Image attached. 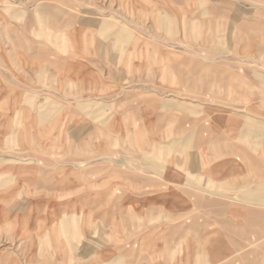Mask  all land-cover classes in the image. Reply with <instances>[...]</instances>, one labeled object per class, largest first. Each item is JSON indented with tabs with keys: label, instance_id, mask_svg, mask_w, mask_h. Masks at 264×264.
<instances>
[{
	"label": "rangeland",
	"instance_id": "obj_1",
	"mask_svg": "<svg viewBox=\"0 0 264 264\" xmlns=\"http://www.w3.org/2000/svg\"><path fill=\"white\" fill-rule=\"evenodd\" d=\"M241 124L254 167L264 0H0V264H203L207 167L239 172Z\"/></svg>",
	"mask_w": 264,
	"mask_h": 264
},
{
	"label": "crops",
	"instance_id": "obj_2",
	"mask_svg": "<svg viewBox=\"0 0 264 264\" xmlns=\"http://www.w3.org/2000/svg\"><path fill=\"white\" fill-rule=\"evenodd\" d=\"M234 117L235 118L232 121H240L241 123L244 121V117L242 115H234ZM243 126L244 125L241 124L239 128H236L237 131L234 132L239 134L237 151L240 155V161L237 167L239 172L235 174L234 170L236 168L229 167V164L226 163V161H210L207 167L206 179L209 178L208 180H210V183L212 184H219L223 182V186H219L217 188H219L218 190H222L221 193L228 190L229 194L227 195L226 192L225 194L220 195L221 193L218 190L217 191L220 194L211 193L209 192L210 190H207V193H205L201 200H199L201 206L207 207L206 216L208 218V223H211L218 228V230L206 232L207 236L205 235L202 238L203 240L206 239V242L202 248L206 256L205 261L201 259L202 255L199 253V251L189 254V256L193 258V260L195 257L198 258V261L202 260L201 263L203 264H216L217 261L230 257L232 255V252L235 251H239V253L241 252V264H254V262L256 264H264V181L257 183L259 180H256V182L254 183L255 187H252V191L250 193L247 192V190L250 188H247V185L243 184V175L245 174L246 176V173H243V171H246L248 168L261 169V167L264 171V153L260 152V155L262 156L261 163L255 160L254 167H248L247 163L243 161L242 156H244V154L246 153V151L243 149L242 143L244 140L242 134L246 133V129H243ZM231 144L235 143L233 142ZM215 159L216 158L213 157V160ZM259 165H261V167ZM191 166V171L192 173H194V163H191ZM262 177L264 178V173L261 174L260 178ZM181 180L183 179H174V181L176 182H179ZM192 181H194V184L196 183L195 179H193ZM243 191L246 192L243 193ZM237 197L238 199L236 200ZM131 208L133 207L128 201L124 209L122 210L129 211L132 210ZM134 211L132 212V214H134ZM209 225L210 224H208V226ZM211 233L222 235L223 240H221L218 236V240L214 238L210 239ZM253 242L261 243L260 245L258 243L257 249H255L254 252H250L248 254L246 253V255L243 256V249L248 250V244ZM159 243L161 245H152V247L154 249L165 248V246L163 247V241L160 240ZM220 244L224 249L222 257H219L217 253V250L220 249ZM195 250L200 249L196 248ZM253 259H255V261ZM193 260L191 259V262H193Z\"/></svg>",
	"mask_w": 264,
	"mask_h": 264
}]
</instances>
